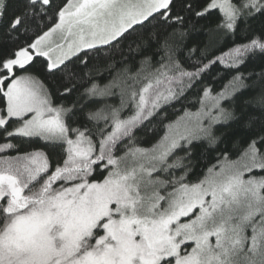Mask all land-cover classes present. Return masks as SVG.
I'll use <instances>...</instances> for the list:
<instances>
[{"label": "snow or ice", "instance_id": "1", "mask_svg": "<svg viewBox=\"0 0 264 264\" xmlns=\"http://www.w3.org/2000/svg\"><path fill=\"white\" fill-rule=\"evenodd\" d=\"M0 264H264V0H0Z\"/></svg>", "mask_w": 264, "mask_h": 264}, {"label": "trees", "instance_id": "2", "mask_svg": "<svg viewBox=\"0 0 264 264\" xmlns=\"http://www.w3.org/2000/svg\"><path fill=\"white\" fill-rule=\"evenodd\" d=\"M217 17H212V22H215ZM201 23H207L205 21H201ZM202 38V37H201ZM226 43L219 45L218 49L213 51L212 55H219L221 51H227L228 48L232 46V41L230 38H225ZM232 73L226 70L222 65H215L210 72L203 77L202 83H198L192 90L187 93L186 100L183 101L184 105L190 108L192 111H195L199 104L197 100L201 95L200 89L205 86L210 87L213 90V93L220 92L222 89L228 85V82L231 78ZM180 107V105H177ZM171 111V110H169ZM147 146V145H145ZM202 149L197 151V156H200ZM212 154H205L204 157L200 160V167H204L206 164L212 162L211 160ZM199 172V169H197Z\"/></svg>", "mask_w": 264, "mask_h": 264}]
</instances>
